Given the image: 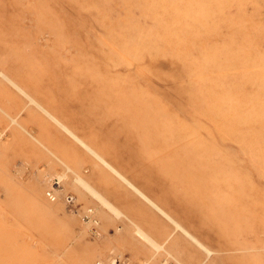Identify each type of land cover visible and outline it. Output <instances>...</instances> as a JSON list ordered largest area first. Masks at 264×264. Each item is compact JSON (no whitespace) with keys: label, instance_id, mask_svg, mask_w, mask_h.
I'll return each mask as SVG.
<instances>
[{"label":"rangeland","instance_id":"1","mask_svg":"<svg viewBox=\"0 0 264 264\" xmlns=\"http://www.w3.org/2000/svg\"><path fill=\"white\" fill-rule=\"evenodd\" d=\"M0 72L211 251L0 77V264H264V0H0Z\"/></svg>","mask_w":264,"mask_h":264},{"label":"bare ground","instance_id":"2","mask_svg":"<svg viewBox=\"0 0 264 264\" xmlns=\"http://www.w3.org/2000/svg\"><path fill=\"white\" fill-rule=\"evenodd\" d=\"M75 15V14H74ZM79 16V15H78ZM77 20V18H75ZM76 20L73 19V23L72 24H68L67 26L69 27V30L65 28V33L70 36V37H74V41H79L81 43V47L86 48L87 52H92V51H88L90 49V46L88 44V40H86L83 36V34L81 33L82 30L81 28H86L89 25L87 24H80L82 21H80V19L78 18V21L80 22H76ZM79 24L80 27L78 25L75 24ZM87 29H89L90 32V28L88 27ZM87 35V34H86ZM88 36V35H87ZM89 37V36H88ZM104 45L105 42H102ZM97 60V59H96ZM98 61V60H97ZM139 75H137V77H133L135 78L136 82H141L143 81L144 78H138ZM0 77L7 81L11 86H13L16 90H18L24 97H26V99L33 104L34 106H36L37 108H39L48 118H50L53 122H55L58 126H60L66 133H68L73 139H75L79 144H81V146H83L84 148H86L91 154H93V157L95 156V159H98L101 163H103L105 166H107L110 171H113L117 176H119L122 180H124L125 184H128V186L132 187L134 189V191H136L140 196H142L147 202H149V204L154 207V209H157L160 213H162L165 217H167L174 225L175 227L180 230L182 232V234H185L188 238H190L192 241H194L197 245H199L208 255L211 254V251L208 250L206 247L202 246V244L191 234L188 233V231H186L180 224H178L176 221H174L173 219H171L163 210L159 209V207L152 202L149 198H147L142 192H140L138 189L135 188V186H133L131 183H129L126 179H124L122 177V175H120L118 172H116V170L110 165L108 164L100 155H98L93 149H91L89 146H87V144H85L82 140H80L75 134H73L70 130H68L60 121H58L57 118H55L49 111H47L42 105H40L39 103H37L31 96H29L28 93H26L22 88H20L16 83H13V81H11V79L6 76L5 74H3L2 72H0ZM155 81H158V79L155 78H151L149 80H145L143 83L147 84V85H156ZM155 88V87H154ZM159 92L164 96L163 100L164 102L167 104L168 101H173V97H171L170 95V91H168L167 88L161 89L159 90ZM1 110V108H0ZM3 111V110H2ZM4 112V111H3ZM13 122H15L14 120H12ZM16 123V122H15ZM68 171H71L68 168ZM209 172H212V170H208ZM77 181L85 188L87 189L91 194H93L96 198H98L102 203H104L109 209H111V211H113L116 216H120L122 215L118 210H116L113 206L110 205V203H108L107 201H105L103 198H101V196L95 191L93 190L91 187H89V185L85 184L84 181L81 178H77ZM243 179H240L239 182H242ZM237 191H240V186H237ZM250 191V190H249ZM248 191V192H249ZM250 194V192H249ZM238 200L244 201L245 196L241 195V194H237ZM249 197V196H248ZM254 197H255V193H254ZM261 192H257L256 193V199H261ZM257 205L254 204V208H256ZM261 211H263V208H260ZM262 214V213H260ZM137 233L139 234V236L142 237V239L146 240L147 242H149L152 246H154L156 249H160L161 246H159L154 240H152L148 235H146L143 231H141L139 228H137ZM226 252H233L236 251V249H238L237 245L235 244H226L223 247ZM223 249V250H224ZM224 250V251H225ZM177 264H181L180 262H177Z\"/></svg>","mask_w":264,"mask_h":264},{"label":"built area","instance_id":"3","mask_svg":"<svg viewBox=\"0 0 264 264\" xmlns=\"http://www.w3.org/2000/svg\"><path fill=\"white\" fill-rule=\"evenodd\" d=\"M49 195V194H48ZM50 197V196H49Z\"/></svg>","mask_w":264,"mask_h":264}]
</instances>
